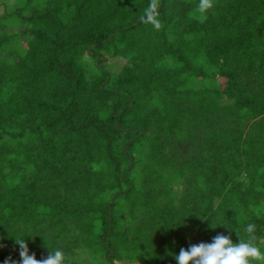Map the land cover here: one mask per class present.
<instances>
[{
	"label": "trees",
	"instance_id": "16d2710c",
	"mask_svg": "<svg viewBox=\"0 0 264 264\" xmlns=\"http://www.w3.org/2000/svg\"><path fill=\"white\" fill-rule=\"evenodd\" d=\"M198 2L0 0V264L264 247V0Z\"/></svg>",
	"mask_w": 264,
	"mask_h": 264
},
{
	"label": "clouds",
	"instance_id": "9594fccd",
	"mask_svg": "<svg viewBox=\"0 0 264 264\" xmlns=\"http://www.w3.org/2000/svg\"><path fill=\"white\" fill-rule=\"evenodd\" d=\"M214 8V0H199L197 10L203 18H207L208 13ZM152 20L151 15L148 16ZM156 28L160 27L159 21H154ZM229 230L235 227L221 224ZM218 225V226H221ZM212 227L213 229L217 228ZM236 231V230H235ZM243 231L247 233L246 238H241L239 234L238 242H234L230 235H217L212 238L210 243L201 242L192 244L187 249L181 248L178 254L169 253L174 256L177 264H264V247L256 243L258 237L256 234V225L247 223L243 227ZM15 239V243L19 245L20 261L18 264H69L70 257L61 248H51L47 258L37 260L35 254H30L26 239L32 237L11 235ZM147 245V244H145ZM3 245H0L2 247ZM148 246V245H147ZM148 251L155 254L154 249ZM3 264H17L11 257L7 258Z\"/></svg>",
	"mask_w": 264,
	"mask_h": 264
},
{
	"label": "rangeland",
	"instance_id": "374dc122",
	"mask_svg": "<svg viewBox=\"0 0 264 264\" xmlns=\"http://www.w3.org/2000/svg\"><path fill=\"white\" fill-rule=\"evenodd\" d=\"M2 6L0 7V12L2 11ZM24 26H21V28H23ZM109 63H111L110 65V70L111 71H115L118 72L120 71L121 67H122V61L119 57L114 58H109ZM122 261L124 262V264H129L127 258L124 257V259H122ZM121 260H119V263H122Z\"/></svg>",
	"mask_w": 264,
	"mask_h": 264
}]
</instances>
